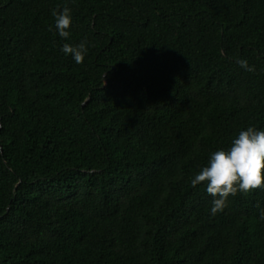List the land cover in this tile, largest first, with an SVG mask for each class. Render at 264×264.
<instances>
[{"label": "trees", "instance_id": "1", "mask_svg": "<svg viewBox=\"0 0 264 264\" xmlns=\"http://www.w3.org/2000/svg\"><path fill=\"white\" fill-rule=\"evenodd\" d=\"M249 126L264 0H0V264H264V188L190 182Z\"/></svg>", "mask_w": 264, "mask_h": 264}, {"label": "clouds", "instance_id": "2", "mask_svg": "<svg viewBox=\"0 0 264 264\" xmlns=\"http://www.w3.org/2000/svg\"><path fill=\"white\" fill-rule=\"evenodd\" d=\"M51 14L56 33L62 39H68L72 24L70 9H54ZM60 51L80 64L87 54V47L83 41L76 45L65 43ZM237 63L248 72L255 70L247 60L240 59ZM190 182L193 188L204 182L206 192L212 197L209 209L211 215L224 209L229 196L264 188V130L253 126L240 130L226 150L220 149L209 154L206 165ZM260 219H264V210L260 212Z\"/></svg>", "mask_w": 264, "mask_h": 264}]
</instances>
